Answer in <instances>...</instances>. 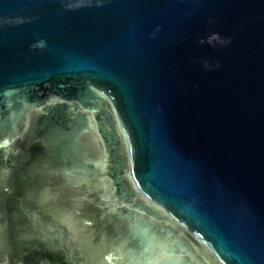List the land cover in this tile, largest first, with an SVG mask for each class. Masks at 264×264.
I'll return each instance as SVG.
<instances>
[{
  "label": "water",
  "instance_id": "1",
  "mask_svg": "<svg viewBox=\"0 0 264 264\" xmlns=\"http://www.w3.org/2000/svg\"><path fill=\"white\" fill-rule=\"evenodd\" d=\"M0 264H264V0H0Z\"/></svg>",
  "mask_w": 264,
  "mask_h": 264
},
{
  "label": "flooded vegetation",
  "instance_id": "2",
  "mask_svg": "<svg viewBox=\"0 0 264 264\" xmlns=\"http://www.w3.org/2000/svg\"><path fill=\"white\" fill-rule=\"evenodd\" d=\"M138 206V205H137ZM142 214H145L143 211L141 212ZM146 217L150 220H152L153 222H157L158 225L160 226H172L173 228H175V230L177 231V236H180L184 239H187L186 235L184 233H182L179 228L175 225V223L173 221H171L168 217L165 216V219L161 220V221H156L155 219H153L150 215L145 214ZM200 250V249H199ZM201 251V250H200ZM73 263V262H72Z\"/></svg>",
  "mask_w": 264,
  "mask_h": 264
}]
</instances>
